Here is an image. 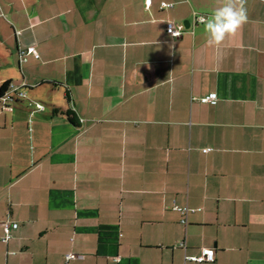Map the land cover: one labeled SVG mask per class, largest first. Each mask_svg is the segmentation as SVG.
I'll use <instances>...</instances> for the list:
<instances>
[{
  "label": "crops",
  "instance_id": "crops-1",
  "mask_svg": "<svg viewBox=\"0 0 264 264\" xmlns=\"http://www.w3.org/2000/svg\"><path fill=\"white\" fill-rule=\"evenodd\" d=\"M219 6L0 0V264H264V0Z\"/></svg>",
  "mask_w": 264,
  "mask_h": 264
},
{
  "label": "clouds",
  "instance_id": "clouds-1",
  "mask_svg": "<svg viewBox=\"0 0 264 264\" xmlns=\"http://www.w3.org/2000/svg\"><path fill=\"white\" fill-rule=\"evenodd\" d=\"M245 4L246 0H221V6L202 18L209 47L218 49L226 38L234 36L248 21Z\"/></svg>",
  "mask_w": 264,
  "mask_h": 264
},
{
  "label": "built area",
  "instance_id": "built-area-1",
  "mask_svg": "<svg viewBox=\"0 0 264 264\" xmlns=\"http://www.w3.org/2000/svg\"><path fill=\"white\" fill-rule=\"evenodd\" d=\"M147 3L150 4L151 0H147ZM173 6H174V4L172 2L163 1L161 3V8L173 7ZM202 18H205V17L199 16L198 17L199 21H202ZM170 29H171V31H170ZM183 29L184 28H183L182 24H176L175 22H171V21L166 23L167 32L174 38L180 37L183 33ZM27 53H33L35 55V57H38V54L35 52V48L31 47L27 51H25V50L20 51V55H21L22 60L24 59L26 61V58H24V57ZM15 94H17L18 96H24L23 92L18 91L17 87L15 85L11 84L10 89L8 90V92L5 93V96L2 98L3 103L8 104L9 101H12L15 98ZM217 98H218L217 94L215 92H213V93H210L209 95H207L206 97H204L202 99V101L215 104L217 102ZM37 106L39 107V109H44V107L39 103H37ZM17 226H18L17 223H13V224L5 223V229L4 230L6 232V237H5L6 240L10 237V235L8 234L9 229L11 227H17ZM189 259L194 260L196 262L214 261L215 255L213 253V249L205 248L200 253V255L191 256V257H189Z\"/></svg>",
  "mask_w": 264,
  "mask_h": 264
},
{
  "label": "trees",
  "instance_id": "trees-1",
  "mask_svg": "<svg viewBox=\"0 0 264 264\" xmlns=\"http://www.w3.org/2000/svg\"><path fill=\"white\" fill-rule=\"evenodd\" d=\"M10 85H11V83L7 82V81L1 84V86H0V101H2V98L5 96V93L8 92V90L10 89ZM65 113L69 116L68 118L72 124L78 125V122L75 119L76 117L71 111L67 110Z\"/></svg>",
  "mask_w": 264,
  "mask_h": 264
},
{
  "label": "rangeland",
  "instance_id": "rangeland-1",
  "mask_svg": "<svg viewBox=\"0 0 264 264\" xmlns=\"http://www.w3.org/2000/svg\"><path fill=\"white\" fill-rule=\"evenodd\" d=\"M3 30L2 24H0V32ZM3 50V47H0V51Z\"/></svg>",
  "mask_w": 264,
  "mask_h": 264
}]
</instances>
